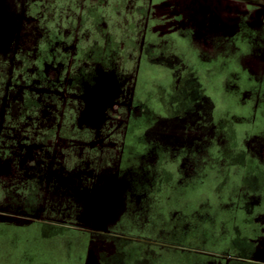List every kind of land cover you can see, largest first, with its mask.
Masks as SVG:
<instances>
[{
  "label": "rangeland",
  "instance_id": "obj_1",
  "mask_svg": "<svg viewBox=\"0 0 264 264\" xmlns=\"http://www.w3.org/2000/svg\"><path fill=\"white\" fill-rule=\"evenodd\" d=\"M263 14L0 0V264H264Z\"/></svg>",
  "mask_w": 264,
  "mask_h": 264
},
{
  "label": "flooded vegetation",
  "instance_id": "obj_2",
  "mask_svg": "<svg viewBox=\"0 0 264 264\" xmlns=\"http://www.w3.org/2000/svg\"><path fill=\"white\" fill-rule=\"evenodd\" d=\"M257 14H259V12H257L256 13V15ZM263 16H264V14H263ZM263 22V21H262ZM26 99H28V96L25 98V100ZM99 105H96V103L94 102V103H90L89 105H88V109H87V111L84 113V116H85V118L87 119V120H94V119H100V117L102 116H98V114H96V113H98V109H99ZM90 113H93V116H91L92 118H90L88 115H90ZM97 115V116H96ZM95 117V118H94ZM27 138H29V137H27ZM3 167V166H2ZM2 167H0V173L1 174H8V173H10L11 172V165L10 164H8V165H6V169H7V172H4V170L2 171Z\"/></svg>",
  "mask_w": 264,
  "mask_h": 264
},
{
  "label": "trees",
  "instance_id": "obj_3",
  "mask_svg": "<svg viewBox=\"0 0 264 264\" xmlns=\"http://www.w3.org/2000/svg\"><path fill=\"white\" fill-rule=\"evenodd\" d=\"M217 194H220V191H217L216 192ZM244 194H250L251 195V193H247V192H244V191H240L239 193H235V192H233V195H236V196H241V197H245L246 199H248L249 198V196L250 195H248V196H244ZM240 198V197H239ZM228 253H225V255H227ZM231 256V255H230Z\"/></svg>",
  "mask_w": 264,
  "mask_h": 264
},
{
  "label": "water",
  "instance_id": "obj_4",
  "mask_svg": "<svg viewBox=\"0 0 264 264\" xmlns=\"http://www.w3.org/2000/svg\"><path fill=\"white\" fill-rule=\"evenodd\" d=\"M101 110H102L101 107H99L98 112L101 111Z\"/></svg>",
  "mask_w": 264,
  "mask_h": 264
},
{
  "label": "crops",
  "instance_id": "obj_5",
  "mask_svg": "<svg viewBox=\"0 0 264 264\" xmlns=\"http://www.w3.org/2000/svg\"><path fill=\"white\" fill-rule=\"evenodd\" d=\"M227 264H231L229 261H227Z\"/></svg>",
  "mask_w": 264,
  "mask_h": 264
}]
</instances>
